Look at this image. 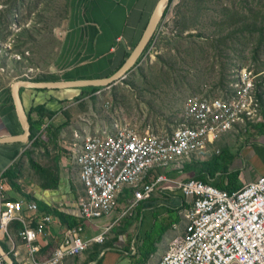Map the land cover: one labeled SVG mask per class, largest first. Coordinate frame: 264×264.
I'll return each instance as SVG.
<instances>
[{"label":"rangeland","instance_id":"rangeland-1","mask_svg":"<svg viewBox=\"0 0 264 264\" xmlns=\"http://www.w3.org/2000/svg\"><path fill=\"white\" fill-rule=\"evenodd\" d=\"M72 1L0 0V92H12L13 84L19 80L53 76L49 72L63 45V27L67 25L64 16L69 15ZM157 35L127 78L99 91L87 90L79 101L63 103L57 115L47 114L50 127L39 135L41 147L34 148L31 141L27 144L42 166L59 174L61 163L71 167L68 159L72 158L71 147L78 142L77 133L82 140L119 123L169 133L183 122L185 103L190 97L223 96L240 68L264 70V0H173ZM240 133L219 140L216 148L201 158L202 162L213 157L219 163L220 171L212 178L214 185L215 179H227L225 170H240L243 182L260 177L258 173L264 166L254 160L258 152L252 148L260 146L259 134ZM217 149L222 152L218 154ZM17 163L21 191L12 188L7 180L3 185L6 196L20 198L29 185L41 186V177L28 154H23ZM183 168L184 165L178 171L170 165L166 172L180 180L192 178L193 174H185ZM164 209L161 206L156 212L166 213ZM123 213L120 209L117 214L123 217ZM182 231L180 223L169 234ZM13 232L18 238V230ZM6 237L0 234L8 248ZM161 248L147 264L158 263Z\"/></svg>","mask_w":264,"mask_h":264},{"label":"built area","instance_id":"built-area-1","mask_svg":"<svg viewBox=\"0 0 264 264\" xmlns=\"http://www.w3.org/2000/svg\"><path fill=\"white\" fill-rule=\"evenodd\" d=\"M49 125L45 122L38 135ZM261 125L264 70L240 68L223 96L190 97L183 122L169 133L119 123L82 140L76 135L72 159L85 189L78 202L80 213L93 221L121 207L124 216H136L142 203L147 210L160 204L179 211L183 231L157 264H264V175L231 192L214 185L209 176L207 181L180 180L166 172L170 165L179 171L186 163L201 161L206 151L234 132L247 134ZM4 182L1 176L0 232L7 234L9 252L17 264H60L89 249L91 243L82 238L83 226L78 225L70 231L64 248L39 259L41 246L36 242L43 226L33 223L37 218L51 222L52 216L42 213L37 201L9 199ZM158 198L165 202L156 201ZM26 208L35 215L27 214ZM15 221L23 223L20 241L10 232ZM110 229L91 242L104 243ZM0 264H8L1 251Z\"/></svg>","mask_w":264,"mask_h":264},{"label":"crops","instance_id":"crops-1","mask_svg":"<svg viewBox=\"0 0 264 264\" xmlns=\"http://www.w3.org/2000/svg\"><path fill=\"white\" fill-rule=\"evenodd\" d=\"M158 1L73 0L69 15L64 16L67 25L63 27V45L60 51H57L55 63L51 66L52 70L49 74L60 78L59 81L108 77L120 67L126 55L131 53L140 41ZM63 93H59L61 98L68 95L65 91ZM57 95L51 91L41 92L35 89H22L24 105L28 114L33 107L47 101H49L47 103L48 109H60L61 106L56 101ZM12 99L11 91L3 90L0 92V139L24 133ZM51 99L53 101H50ZM101 133L96 131L91 135ZM257 134H259L257 140L260 146L252 147L258 152V156L255 154L254 160L264 166V129ZM76 135L80 134L77 133ZM27 147L28 145L21 143L0 144V177L17 163ZM68 160L71 167H68L67 162L66 166L62 163L60 166L62 180L59 189H42L40 185H29L25 193L33 194L48 207L81 217L78 202L85 193V189L79 181L77 165L72 158ZM262 175H264V167L258 173V176ZM242 183L245 182L242 181ZM10 197L15 198L16 196L11 195ZM16 199H26V197L24 195ZM155 200L160 203L165 202V200ZM173 204H177V201H173ZM141 206L142 208L138 209V215L128 216V218L117 214L120 210L99 220L92 221L84 218L81 224L83 229L80 234L85 241H92L96 236L103 234L107 228H111L110 232L106 234L104 243H91L90 248L82 255L68 256L60 264H135L133 258L135 245H140L144 236L153 229L154 214L165 216L167 213V208L160 204L150 207L149 210H147L146 204ZM161 206L165 208L166 213L156 212V209ZM121 209L123 208L121 207ZM41 212L49 213L42 208ZM26 213L35 215L34 212L30 213L27 208ZM50 215L52 216L51 222L37 218L33 223V226H43V233L36 242L41 246V251L38 253V258L41 260H45L56 248H64L65 241L71 233L68 226L62 224L59 216L51 213ZM15 222L11 225L12 232L16 230ZM137 224L138 231L136 229ZM170 230L166 232L162 242L158 244V248H163V251L160 252L161 258L168 245L177 236L176 234L170 235ZM0 234L5 233L0 232ZM18 234L17 240L19 239ZM5 235L7 236V234ZM6 240L8 243V237ZM8 246L10 248L9 243ZM95 250L98 251L97 254ZM132 254L133 256H131Z\"/></svg>","mask_w":264,"mask_h":264},{"label":"trees","instance_id":"trees-1","mask_svg":"<svg viewBox=\"0 0 264 264\" xmlns=\"http://www.w3.org/2000/svg\"><path fill=\"white\" fill-rule=\"evenodd\" d=\"M172 3H173V0H170L169 5L165 10V13H164L162 19L167 18L168 14L170 12V6ZM160 26H161V22L158 26V29H157L154 37L152 38L151 42L147 46L148 48L145 49L146 50L145 53H147L149 51V49L152 47V45L154 44V42L158 36L157 33H158ZM130 54L131 53H128L126 55L124 61L120 65V67L118 69H116L115 71H113L109 76L113 75L116 71H118L122 67V65L128 59ZM56 79H57V77H54V76H41V77L36 78L34 80L37 82L38 81H59ZM70 80H73V79H67V81H70ZM100 89H102V88H91L90 87V88L62 90L63 92L65 91V93L68 94L67 96H64L62 98L59 95V93H61V94L63 93L61 90H52L51 91V90L35 89V90L41 91V92L51 91L53 93L54 92L57 93L58 95H57L56 101L60 104L61 107H60V109L50 110L47 108V103L49 102V101H47L44 104H39V105H36L35 107H33L31 112L28 114L29 119H30V123L32 125L33 135L31 137V142H33L34 148L41 147V141H40L41 139L39 138L38 132L41 131V128L45 122H50L47 119V114L55 116L60 111L63 110V107H62L63 103L71 102V101H79L84 96V94L87 90L99 91ZM78 91H79V94L76 93ZM95 99L96 98H94V100ZM50 101H53V100L51 99ZM35 115H37V118H35ZM254 128L256 129L254 133L249 132L251 135H255V134H257V132H261L264 129V126L261 125V126H257ZM221 152L222 151H220V153ZM33 153H34L33 149L32 150L27 149L24 152V155L25 154L29 155L32 167L40 175L41 187L44 189H59L60 184H61V180H62L59 172L54 171L53 168H48V167L42 166L34 158ZM220 153H218V154H220ZM18 166H19V164L15 163L8 170H6L2 176H3L4 181L7 180L6 183H8L12 188H15L18 191H21V186L18 182V179L20 178L21 169ZM183 169L185 170L184 171L185 174H193L192 178H195V179H198L201 181H207V176L214 178L216 176V174L220 171L219 163L213 157H211L208 160H204L202 162L201 161H194V162H191L190 164L186 163L184 165ZM225 172L228 175L227 179H223V180H220L218 182L215 179V185L216 186L220 187L221 189H226V190H229L232 192L234 190H237L238 188H240L243 185V183L240 179L241 174H242V172L240 170H234V171H230V172L225 170ZM190 177L191 176H189L188 178H190ZM24 195L26 197L25 200L37 201L40 204V207L42 209H45V210H47V212H49L48 214L51 213V214L59 216L62 224H66L70 230L77 227L78 225H81L84 221L83 216L80 217V216L67 214V213H64V212L56 209V208H51V207L46 206L39 198H37L33 194L24 193ZM9 199L16 200V198H14V197H9ZM154 220H155V222H154L153 229L146 234V236L142 239L141 244L138 245V248H137V251H136L135 257H134L135 258V260H134L135 264H147L148 261L150 260L151 256H153L157 253L158 244H160L162 242L163 237L166 234V232L169 231L174 225L180 224L182 222V219H181V216H180L178 210H176V211L167 210V213L165 216H160L159 214L155 213L154 214ZM15 223H16L15 227L19 233V231L23 228V223L20 221H16ZM10 232L14 233V232H12V228H10ZM6 249L9 251L10 250L9 246ZM96 252H98V251L95 250V253Z\"/></svg>","mask_w":264,"mask_h":264},{"label":"water","instance_id":"water-1","mask_svg":"<svg viewBox=\"0 0 264 264\" xmlns=\"http://www.w3.org/2000/svg\"><path fill=\"white\" fill-rule=\"evenodd\" d=\"M170 0H159L150 19L146 26V29L131 52L128 59L122 65V67L116 71L113 75L105 78L97 79H81V80H64V81H33V80H19L12 86V96L14 104L19 116V120L23 127L24 133L18 136H10L0 139V144H28L31 141L33 135L32 125L24 105V99L22 96V89H38V90H67V89H79V88H106L110 87L120 80L127 78L128 74L136 67L141 57L145 53L149 43L154 37L158 26L163 18L166 8L169 5ZM0 251L4 255L8 264H17L13 255L6 249L3 242L0 240Z\"/></svg>","mask_w":264,"mask_h":264}]
</instances>
